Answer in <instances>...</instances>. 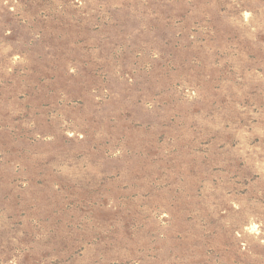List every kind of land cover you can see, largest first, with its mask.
Returning a JSON list of instances; mask_svg holds the SVG:
<instances>
[{
  "label": "rangeland",
  "instance_id": "374dc122",
  "mask_svg": "<svg viewBox=\"0 0 264 264\" xmlns=\"http://www.w3.org/2000/svg\"><path fill=\"white\" fill-rule=\"evenodd\" d=\"M0 264H264V0H0Z\"/></svg>",
  "mask_w": 264,
  "mask_h": 264
}]
</instances>
